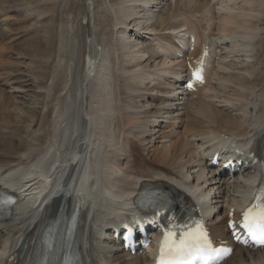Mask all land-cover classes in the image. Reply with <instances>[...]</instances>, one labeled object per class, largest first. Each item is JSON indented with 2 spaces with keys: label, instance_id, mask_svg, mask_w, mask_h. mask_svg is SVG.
I'll return each mask as SVG.
<instances>
[{
  "label": "bare ground",
  "instance_id": "obj_1",
  "mask_svg": "<svg viewBox=\"0 0 264 264\" xmlns=\"http://www.w3.org/2000/svg\"><path fill=\"white\" fill-rule=\"evenodd\" d=\"M14 1L0 0V40L21 24L37 32L51 22L60 32L56 43L52 32L44 37L52 53L46 67L39 58L35 90L16 82L15 67L7 72L10 77L0 75V179L23 172L18 190L24 204L32 201L4 226L0 264L27 228L38 200L49 192L74 191L88 162H100L101 191L97 205L91 204L97 216L106 199L115 205L125 193L133 194L141 179L155 175L195 182L221 211L244 200L248 174L217 184L213 173L195 169L200 160L185 136L202 142L221 134L244 140L264 132V0H221L217 7L218 0H168L152 9L133 4L139 0H35L37 5L19 15L12 14ZM81 15L86 23L78 21ZM196 25L209 32L218 56L209 86L184 105L170 96L176 64L154 46L172 44L170 35L186 27L201 34L192 30ZM130 26L143 32L140 43L152 50L146 60L145 49L138 52L134 38H126L124 27ZM37 45L30 42L26 51H39ZM26 93L31 105L21 101ZM162 121L180 129L167 131ZM228 264H264V252L239 251Z\"/></svg>",
  "mask_w": 264,
  "mask_h": 264
},
{
  "label": "snow or ice",
  "instance_id": "obj_2",
  "mask_svg": "<svg viewBox=\"0 0 264 264\" xmlns=\"http://www.w3.org/2000/svg\"><path fill=\"white\" fill-rule=\"evenodd\" d=\"M194 77L202 82L200 71L194 73ZM258 192L255 197L258 202L244 212L240 226L254 242L264 246V188ZM222 251L226 250L213 247L202 224L176 223L164 233L158 264H213Z\"/></svg>",
  "mask_w": 264,
  "mask_h": 264
},
{
  "label": "rangeland",
  "instance_id": "obj_3",
  "mask_svg": "<svg viewBox=\"0 0 264 264\" xmlns=\"http://www.w3.org/2000/svg\"><path fill=\"white\" fill-rule=\"evenodd\" d=\"M40 1V0H38ZM110 1L109 4H113L115 3V0H108ZM37 2V0H36ZM35 0H16L14 2L11 3L10 7L12 14H17L19 15L21 11H23L24 9L28 8V7H33ZM37 5V3H35ZM17 9V10H16ZM15 11H17L15 13ZM19 12V14H18ZM262 22H261V28H263L262 31H264V15L262 16ZM81 23L84 22L86 23L87 20L84 18L83 15H81L79 17V20ZM27 24H21L20 26H14L15 29H17L16 31H13L11 33H9L8 35H5L3 38L7 37V36H11V37H7L5 38V42L3 43L2 39L0 41H2L0 43V53L2 54V58L0 59V75H4L6 76L8 71H11V69H14V67L18 70V72L16 71V73H14L15 75H19L20 78L17 76V80L16 82H22L23 85L27 86V89L29 90H35L36 85L38 84V79L35 77L36 75V68L39 67L40 65V59L41 63L43 64V67H46V62L48 60V56L51 55L52 51L50 52L51 47L49 46V44L45 41V36H49L50 34H48L47 32H52V43H56L57 39H58V33L60 32L59 29H55V27L53 26V23L49 22L45 25H42L37 32H32L31 30H27L26 29ZM56 32V33H55ZM76 32V29H75ZM77 34V32H76ZM262 36L264 37V32H262ZM38 43L37 45V49L39 51H26V46L27 44H29L30 42H34ZM3 43V44H2ZM40 50H44V52L39 55ZM41 56V57H39ZM9 59V60H8ZM6 67H8L6 69ZM12 72V71H11ZM12 74V75H14ZM9 75V74H7ZM11 75H9L10 77ZM6 78V77H5ZM2 84V83H1ZM6 90H9L8 88ZM28 94V93H26ZM22 95V102L28 105H31V94L28 95ZM21 96V95H20ZM27 97V98H26ZM31 97V98H30ZM27 99V100H26ZM28 101H30V103H28Z\"/></svg>",
  "mask_w": 264,
  "mask_h": 264
}]
</instances>
